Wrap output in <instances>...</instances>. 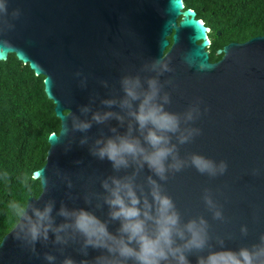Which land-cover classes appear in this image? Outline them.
<instances>
[{"label":"water","instance_id":"obj_1","mask_svg":"<svg viewBox=\"0 0 264 264\" xmlns=\"http://www.w3.org/2000/svg\"><path fill=\"white\" fill-rule=\"evenodd\" d=\"M7 10L13 27L0 23V60L14 53L35 75L43 76L44 92L60 121L59 131L48 136L44 165L34 170H43L54 187L49 190L46 184L40 200L30 199V203L42 206L51 198L56 201L53 215L64 201L70 208H89L106 218L107 206L95 209V201L89 206L83 197L102 191L100 179L117 174L108 160L89 153V144L101 131L111 133L107 125L94 124L86 133L92 138L89 144L81 145L84 133L65 131L61 135L63 127L67 130L71 123V117L63 114L80 115L79 106L87 105L95 93L101 98L123 95L119 85L122 75L136 74L144 62L161 58L171 61L173 69L160 77L162 82L172 81L164 89L171 97L167 110L183 113L197 98L203 101L202 115L193 125L201 134L179 146L181 157L197 153L228 163L225 175L216 178L201 175L192 167L170 175L165 183L167 194L184 222L205 217L212 250H219L218 236L225 239V248L232 250L258 242L264 233V35L229 42L216 50L221 57L210 61L209 27L193 9L184 7L183 0H7ZM15 10L20 15L12 18ZM76 71L88 77L87 88L78 86ZM99 80H107L110 87L103 88ZM95 107H102L99 100ZM111 124L116 126L117 121ZM254 168L260 169L259 175H252ZM57 169L71 178L72 189L56 175ZM147 174L145 168L141 175ZM205 188L222 205L225 221L212 218L202 199ZM69 192L76 199H68ZM242 225L248 228L246 236L240 232ZM118 226L113 222L109 230L115 232ZM13 232L14 227L0 241V264H47L44 252L56 255V264L64 258L52 244H37L40 255L34 256L13 239ZM78 248L69 245L64 255L79 261L84 257ZM99 254L89 249L87 258ZM188 259L197 264L196 254Z\"/></svg>","mask_w":264,"mask_h":264},{"label":"clouds","instance_id":"obj_2","mask_svg":"<svg viewBox=\"0 0 264 264\" xmlns=\"http://www.w3.org/2000/svg\"><path fill=\"white\" fill-rule=\"evenodd\" d=\"M19 15V10L11 13L12 18ZM7 17V0H0V23L13 27ZM170 64L171 61L161 58L146 61L136 74L120 77L123 95L101 98L95 93L87 105L79 106L80 115L63 114L71 117V123L67 130L63 127L61 135L65 131L84 133L79 140L81 145L89 144L92 138L86 133L94 124L107 125L111 135L101 131L89 144V153L101 161L108 160L114 173L124 174L100 179L102 191L83 197L86 205L93 206L95 201V209L107 206L106 218L101 219L89 208H70L64 201L53 215L56 201L51 198L42 206L30 203V199L38 202L42 196L30 198L34 195V182L39 181L43 193L46 184L49 190L54 185L42 174L43 170L25 173L21 183L27 195L22 201L13 199L7 205L9 219L15 221L13 239L23 248L38 257L37 244L44 247L52 244L64 257L59 264H190V254L197 255V264H264V233L259 235L257 243L238 250L225 248V239L218 236L219 250H212L210 225L205 217L200 215L184 222L165 190L170 175L188 167L209 178L223 176L228 170L225 160L216 161L197 153L181 157L179 146L201 134V129L193 125L202 115L203 101L197 98L183 113L167 110L171 97L164 89L172 81L162 82L160 77L173 71ZM140 73L154 75L142 77ZM74 76L80 88H87V76L81 71H76ZM99 84L105 89L110 87L107 80H99ZM97 100L102 107L94 108ZM113 120L117 121L116 126H112ZM145 168L149 174L142 177ZM259 174L260 169H252V175ZM56 175L61 176L68 189L73 188L71 178L59 169ZM7 176V172L0 174V178ZM66 196L76 199L71 192ZM202 199L214 220H226L222 205L213 198L210 189L203 190ZM57 218H61L59 223ZM113 222L119 224L115 232L109 230ZM240 232L246 236L247 226L242 225ZM73 244L79 245V254L84 257L79 261L64 255L65 248ZM89 249L100 254L89 259ZM43 258L47 264L57 262V256L49 252H44Z\"/></svg>","mask_w":264,"mask_h":264},{"label":"trees","instance_id":"obj_3","mask_svg":"<svg viewBox=\"0 0 264 264\" xmlns=\"http://www.w3.org/2000/svg\"><path fill=\"white\" fill-rule=\"evenodd\" d=\"M209 27V60L217 61L216 50L232 42L264 35V0H183ZM170 38V37H169ZM60 121L53 102L44 92L43 76L35 75L14 53L0 60V241L15 223L9 219V201L27 195L21 178L44 165L48 136L58 132ZM32 197L41 191L32 184Z\"/></svg>","mask_w":264,"mask_h":264},{"label":"flooded vegetation","instance_id":"obj_4","mask_svg":"<svg viewBox=\"0 0 264 264\" xmlns=\"http://www.w3.org/2000/svg\"><path fill=\"white\" fill-rule=\"evenodd\" d=\"M223 46H224V45H223ZM223 46H222V47H223Z\"/></svg>","mask_w":264,"mask_h":264}]
</instances>
